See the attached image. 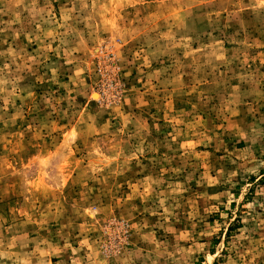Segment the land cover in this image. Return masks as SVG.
<instances>
[{"label": "rangeland", "instance_id": "obj_1", "mask_svg": "<svg viewBox=\"0 0 264 264\" xmlns=\"http://www.w3.org/2000/svg\"><path fill=\"white\" fill-rule=\"evenodd\" d=\"M0 264H264V0H0Z\"/></svg>", "mask_w": 264, "mask_h": 264}]
</instances>
